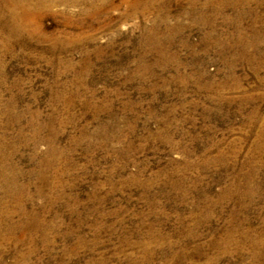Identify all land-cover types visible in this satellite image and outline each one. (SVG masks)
<instances>
[{"label": "rangeland", "instance_id": "374dc122", "mask_svg": "<svg viewBox=\"0 0 264 264\" xmlns=\"http://www.w3.org/2000/svg\"><path fill=\"white\" fill-rule=\"evenodd\" d=\"M44 1L0 11V264H264V0Z\"/></svg>", "mask_w": 264, "mask_h": 264}, {"label": "bare ground", "instance_id": "6f19581e", "mask_svg": "<svg viewBox=\"0 0 264 264\" xmlns=\"http://www.w3.org/2000/svg\"><path fill=\"white\" fill-rule=\"evenodd\" d=\"M36 2H37V5H35V7L33 8L32 6H30V5H28L29 3V0H0V4L1 3H3L4 5L3 6H1L0 5V11L2 10V7L4 8V6H10V7H13V8H16V9H19L20 10V12H18L19 10H17V11H15L14 9H10L11 11H10V13L8 14L11 18H12V21H14V23H12V24H9V21H8V29L7 30H9L11 33H10V36H11V34H14V36H15V34H20V32H27V31H25V30H27L28 28V26H25V23L28 25L29 24V21H31L32 19H31V16H33V18H34V14H35V11L39 8L40 9V7L42 6V5H44V0H35ZM47 1H49V0H47ZM60 1V0H59ZM62 1V0H61ZM108 0H102V2L100 3V4H91L90 6V8H92L93 10H98L99 8H101L103 5H104V3H106ZM110 1V0H109ZM50 2H52V3H54L55 2V0H52V1H50ZM193 2V1H192ZM35 3V2H34ZM132 3H133V5H132ZM131 3V6H134L135 4H137L138 2H136L135 0H134V2H132ZM33 5V4H32ZM51 5V4H50ZM192 5V4H191ZM48 7V6H47ZM47 7H45V8H47ZM4 10V9H3ZM34 10V11H33ZM85 10V9H84ZM7 12V11H6ZM37 12V11H36ZM8 13V12H7ZM1 16V15H0ZM9 18V17H8ZM10 18V19H11ZM36 18V17H35ZM18 20H20L19 22H17ZM21 21H23L24 22V24L21 22ZM21 22V23H20ZM34 22V21H33ZM31 23V22H30ZM0 27H1V24H0ZM30 28V27H29ZM31 28H32V26H31ZM34 28V27H33ZM36 28V27H35ZM2 29V28H1ZM3 30V29H2ZM4 31V30H3ZM8 32V31H7ZM19 32V33H18ZM33 33V32H32ZM27 34V33H26ZM34 34V33H33ZM19 36V35H18ZM32 36V35H31ZM13 169V168H12ZM7 171H11V169L10 168H8L7 167V165L5 164V162H1L0 163V179L1 180H4V181H8L9 183H8V190H9V192H12V190H10V189H12L15 185H16V182H15V176H14V174H13V172L12 173H10L9 172V174L7 173ZM16 172V171H15ZM7 175H8V177H7ZM1 182V181H0ZM20 189V194H17V192H15V191H13V195L15 194L16 196H13V198H14V200H16V199H21L22 198V196H20L25 190L24 189H22V188H19ZM6 190V189H5ZM7 190V191H8ZM11 197V196H10ZM17 205V207L15 208V212H17V213H20L21 215H23L22 216V222L24 223V224H27L28 222H27V220H26V217H27V212L25 211V209H24V206H23V204H21L20 202L19 203H17L16 204ZM1 214V213H0ZM19 214V215H20ZM5 217V216H4ZM7 217V216H6ZM33 217H34V215H33ZM9 218V217H8ZM10 219V218H9ZM11 219H12V217H11ZM6 220V219H5ZM10 221V220H9ZM30 224V223H29ZM35 226V228H38L39 227V225H38V223L37 222H35V223H33ZM11 226V225H10ZM17 227V226H16ZM28 227V226H27ZM26 227V225H21L19 228H18V230L19 229H21L22 230V233H24V229L23 228H27ZM9 228V227H8ZM11 229H13V228H11ZM17 230V231H18ZM29 230V229H28ZM9 231H10V229H9ZM19 232H21V231H19ZM21 233V234H22ZM27 234V233H26ZM26 236V235H25ZM24 237V236H23ZM17 238V237H16ZM22 238V237H21ZM24 238H22V240H23ZM29 239V238H28ZM18 240V239H17ZM21 241V240H20ZM26 241V240H25ZM16 242V241H15ZM21 243H24V242H21Z\"/></svg>", "mask_w": 264, "mask_h": 264}]
</instances>
